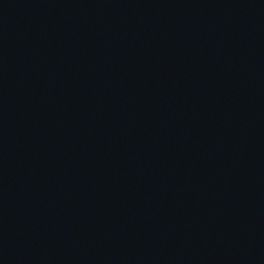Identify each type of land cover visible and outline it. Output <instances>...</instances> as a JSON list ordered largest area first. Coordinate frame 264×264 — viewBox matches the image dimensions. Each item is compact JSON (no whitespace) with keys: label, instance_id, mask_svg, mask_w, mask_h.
<instances>
[{"label":"water","instance_id":"95a60500","mask_svg":"<svg viewBox=\"0 0 264 264\" xmlns=\"http://www.w3.org/2000/svg\"><path fill=\"white\" fill-rule=\"evenodd\" d=\"M0 264H264V0H0Z\"/></svg>","mask_w":264,"mask_h":264}]
</instances>
